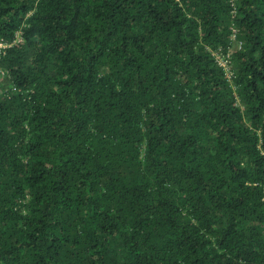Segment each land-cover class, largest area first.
<instances>
[{"label":"trees","instance_id":"16d2710c","mask_svg":"<svg viewBox=\"0 0 264 264\" xmlns=\"http://www.w3.org/2000/svg\"><path fill=\"white\" fill-rule=\"evenodd\" d=\"M0 40V264H264V0H0Z\"/></svg>","mask_w":264,"mask_h":264},{"label":"built area","instance_id":"2783aa9c","mask_svg":"<svg viewBox=\"0 0 264 264\" xmlns=\"http://www.w3.org/2000/svg\"><path fill=\"white\" fill-rule=\"evenodd\" d=\"M235 32L236 30L234 28H231V33H230V39H232L233 41L235 40L234 36H235ZM20 40V35L19 32L16 31L14 32V38H13V42H19ZM12 42V43H13ZM10 42H6L3 40H0V52L1 50L6 46L9 45ZM237 47H239V41L236 42L235 44ZM211 54L214 55V57L217 60V63L222 66L225 75L227 76V78H230L231 75V70L229 69V53H230V48L228 47L226 52L222 53L219 49V47H216L215 49H210ZM9 79V73L7 71V69H5L4 67H2L0 65V82L1 83H6V80Z\"/></svg>","mask_w":264,"mask_h":264}]
</instances>
